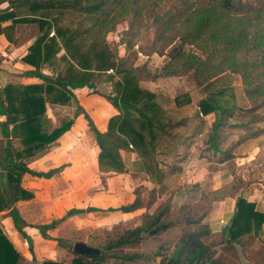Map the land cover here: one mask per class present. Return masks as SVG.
Segmentation results:
<instances>
[{
  "label": "trees",
  "instance_id": "trees-1",
  "mask_svg": "<svg viewBox=\"0 0 264 264\" xmlns=\"http://www.w3.org/2000/svg\"><path fill=\"white\" fill-rule=\"evenodd\" d=\"M7 1L11 11L0 15V23L9 17H20L18 22H35L38 25L40 35L28 48L24 62L32 64L36 71L44 64L51 66L60 62L63 65L61 70L56 71L54 78L39 75L38 78L43 81V85L24 86L20 90L6 86L0 92V107L2 108L0 114L5 118V121L0 122V127L6 130L9 124H13L12 135L20 139L23 147L22 152L14 154L8 146L4 158H0V212L9 210L15 229L27 240L29 250L32 251L31 239L22 230L26 223L14 208V203L18 200L32 198V194L21 187V176L29 174L37 178L48 179L58 173L62 167L46 172H35L25 165L23 159L31 158L48 149L72 125V120H64L57 128L49 132L44 131L40 119L46 113L47 102L66 104L70 100L75 101L73 89L91 87L97 75L109 70L115 72L119 80H113L112 76L107 78V81H113V91L105 98L119 113L109 119L107 130L100 133L92 120L83 112L99 147L98 168L101 172H123L124 164L120 151L127 150L131 144L141 159L149 178L153 182L160 181L161 176L155 157L152 133L155 128L163 129L170 121V117L154 101L155 95L139 89L134 70L124 65V60L117 54V46L107 42L105 35L115 29L117 17L135 16L144 8L156 9L162 4L166 6L171 0ZM259 2V6L256 7L243 0H205L193 13L195 23L189 32L180 37L178 43L172 42L167 45L170 48L167 52L159 53L166 58V62L160 69L164 76H182L191 72L197 88L205 94L198 106L204 115L209 113L215 115L209 144L214 152L220 155L219 162L234 157L230 151L235 144L234 130L244 131L236 140V144L254 139L264 132V123L261 125L264 120L259 119L256 113L264 102V26L250 35H247L244 28L238 31L227 30L225 34L224 43L227 50L234 51L248 45L251 53L249 67L262 70L258 78L249 80L245 79L246 76L235 66L229 68L232 74L236 72L244 77L243 96L241 97L244 101H248L249 106L234 104L233 86L230 83L231 74L227 76L229 81L225 82L224 71L208 69L206 62L195 54H191L185 46L193 45L199 36L210 26L217 24L221 17L224 19L240 15H261L264 19V0H259ZM13 23L17 21L13 20ZM52 30L54 36L49 37ZM1 31L0 26V33ZM61 49L64 54L57 60L56 55ZM96 91L100 93L97 88ZM184 100H187L186 96H178L174 99V103L179 106ZM14 103H18V107L14 108L12 106ZM247 115L249 117L244 120ZM3 172L6 174L4 178L2 177ZM232 183L230 186L226 184L214 190L209 195L211 196L210 201L232 197L235 193ZM136 207L137 203L134 202L121 206L118 210L126 212ZM93 210L96 208L84 210L72 208L57 220L36 227L43 238L51 239L45 234V230L54 228L70 215ZM168 211L169 208L165 204L159 206L152 214H144L139 225L98 247L97 255L90 256L74 252L75 242H72L67 247L74 254L69 264H124L137 259L138 254L124 252V249L139 245L143 233L155 235L168 230L173 224L178 226V220L174 222L167 220ZM205 215L201 214L195 220V224L199 225L196 231H187L178 238L176 247L179 244L184 245L179 257L173 261L170 256L167 258L161 256L160 264H227L216 257L215 248H211L202 240L203 237L210 235L208 227L202 222ZM231 220L232 225L228 228V236L225 237V230H222L221 238L222 243L227 244L234 252L236 251L233 244L241 246V238L264 233V213L258 211L254 203L241 196L236 197ZM184 222L186 228L192 227V224H187L186 220ZM56 241L61 242L62 239L57 238ZM22 262V256L0 226V264H21ZM42 264L65 263L45 260Z\"/></svg>",
  "mask_w": 264,
  "mask_h": 264
},
{
  "label": "crops",
  "instance_id": "crops-1",
  "mask_svg": "<svg viewBox=\"0 0 264 264\" xmlns=\"http://www.w3.org/2000/svg\"><path fill=\"white\" fill-rule=\"evenodd\" d=\"M6 11H11L8 8V1L0 0V15ZM19 18L9 17L0 23L2 29L0 33V92L6 86L20 90L24 86L43 85V81L38 78L39 75L50 78L56 76L54 65L44 64L36 71L32 64L24 62L23 59L28 54V48L40 33L35 22H18ZM13 20L17 23H13ZM63 53L61 49L56 56L59 58ZM118 53L119 57L123 56L120 52ZM138 55L141 58L142 54L138 53ZM164 58V55H160L162 64L158 68L157 74L151 79L138 80L137 82L139 89L155 95L154 101L170 117V121L163 129L155 128L152 133L155 157L161 176L160 181L153 182L149 178L133 147L120 151L124 164L123 172H101L99 170L97 162L99 147L95 134L89 128L83 112L92 120L100 133L107 130L109 119L119 113L101 93L96 91V88L98 89V86L102 84L101 81L95 82L96 79H94L91 87L84 86L73 89L75 101L70 100L66 104L46 103V113L40 119L44 131L49 132L57 128L64 120H72V125L48 149L31 158L23 159L25 165L35 172H46L62 167L58 173L48 179L37 178L29 174L21 176V187L31 193L32 198L18 200L14 203V208L26 223L22 230L31 239L32 251L29 250L27 240L15 229L9 210L0 212V226L22 256L21 264H42L45 260L69 264L74 258V254L67 247L64 249L58 246L56 241L58 237L69 239L74 234L80 232L88 234L99 227H109L135 219L142 221L144 214H152L158 208L163 195L159 199L157 197L159 194L156 193L154 200L159 203L154 201L153 204H139L135 209L126 212L118 210L121 206L134 203L137 192L142 195V191H151L156 187L166 188V190L175 191L173 199H178L181 197L180 191L183 187L196 188L199 192L198 196H205L231 183L235 175L242 179L247 178V174L251 177L260 175L261 180L264 181V161L263 163L259 162L258 165L261 168L258 171L256 165L254 166V162L260 155L264 157V141H262L264 132L256 137L260 142L252 147H247L252 144L251 140L253 139L236 144V140L244 131L242 129L234 130L235 144L230 150L234 157L219 162L220 155L214 152L209 144L215 115L213 113L204 115L197 103L205 97V94L200 92L194 82H191L190 87H187L183 76H164L160 71L164 64ZM114 77L115 80H119L117 75H113ZM178 96H186L187 99L181 101L179 106L174 103V99ZM12 106L18 107V103H14ZM3 121L5 118L0 114V122ZM263 123L264 121L261 122V125ZM12 128L13 124H9L6 130H2L0 127V158H4L8 146L14 154L22 152L23 147L20 139L12 135ZM225 133L227 132L225 131ZM108 179H111L112 182H107V184L103 182ZM167 181L173 185H167ZM252 184L248 188L251 190L249 193L237 196L254 203L258 211L264 212L262 208L264 206V191L256 189L257 183L253 182ZM236 197H225L212 203V209L208 211L202 221L208 227L210 235L221 233L227 226L220 224L219 220H224L226 224L229 223L235 209ZM230 205L233 210H229ZM72 208L83 210L96 208V210L70 215L54 228L45 230V234L51 239L41 236L37 225L49 224ZM249 236L252 235L241 238L240 247L244 255H246L244 242ZM156 239H160L162 242L172 240L167 232L155 239H143L140 242L139 252H136L139 257L135 261L138 260V264H142L141 261L147 254L144 250L150 249L152 242ZM86 244L89 245V243ZM142 246H144L143 249ZM176 248H171L169 256ZM218 256L219 252L216 253V257ZM155 257L157 263L160 264V256L156 254Z\"/></svg>",
  "mask_w": 264,
  "mask_h": 264
},
{
  "label": "rangeland",
  "instance_id": "rangeland-1",
  "mask_svg": "<svg viewBox=\"0 0 264 264\" xmlns=\"http://www.w3.org/2000/svg\"><path fill=\"white\" fill-rule=\"evenodd\" d=\"M204 1L205 0H171L166 6L162 4L156 9L144 8L138 14H135V16L131 15L124 18H120L119 16L115 21V29L105 35V40L117 46V54H119L118 52L123 54V56L119 58L124 60V65L127 68L134 70V74L138 80L151 79L152 76L159 72L158 68L162 64L160 63L159 53L167 52L170 49L167 45L171 44L172 42L178 43L180 37L189 32L190 28L195 23L193 13L197 11L200 4H202ZM243 1L256 7H258L260 3L259 0ZM142 4H144V2ZM218 20L219 22L210 26L209 29L204 31L193 45H186L185 47L191 54H195L198 58L205 61L208 69L218 72L224 71L226 74L224 75L226 76L225 82L229 81L227 76L231 74L230 83L233 86L234 104H237L238 106H249L250 104L248 101H244V98L241 97L243 96L242 84L244 77L241 74H237L236 72L232 74L229 68L235 66L239 72H242L246 76L245 79L248 78L249 80L258 78L261 75L262 70H254L249 67L251 62V53L249 52L248 45L234 51L227 50L224 43L225 34L227 33V30L235 29L238 31L239 29L241 30L244 28L246 29L247 35H250L257 30H260L264 26L263 16L240 15L235 17H226L224 19L221 17ZM51 32H53V30ZM138 53L142 54L141 58L139 57ZM56 58L58 60L57 56ZM164 62H166V58H164L163 63ZM61 65L62 64L60 63L59 65L55 64L54 72L61 70L63 68ZM113 75H115V72L109 73L107 71L97 75L94 78L96 79L95 82L101 81L102 83L108 82L110 84V95L113 91V81H107V78L109 76L113 77ZM182 76L184 77L187 87H190L192 84L191 82L195 83L191 72ZM115 77L113 80H115ZM223 81L224 80L222 79V82ZM258 102L261 101L258 100ZM197 103H199V101ZM256 113L259 116V119L264 120V102L256 110ZM248 117L249 116L247 115L244 120H246ZM262 141H264V137ZM258 142H260V140H258V138H254L251 140L252 144L247 147H252ZM263 158L264 157L260 155L256 162H254V166L256 165L257 171L261 168V166L258 164L259 162L263 163ZM103 182L107 184V182L111 183L112 180L108 179ZM232 182L233 189L235 190V193L232 197H236L238 194L246 195L249 193L251 190H248V188L251 187L250 185L253 182L258 184L256 189L261 192L264 191V181L261 180L260 175H254L251 177L247 174V178L245 179L235 175ZM170 184L173 185L171 182L167 181V185ZM230 184L231 183H228V186H230ZM137 193L138 194L135 201L137 205L153 204L156 193L159 194V196H157L159 199L163 195L159 206L166 204V206L169 208L167 220L170 222H174L175 220L179 221L178 226L173 224L170 226V228H168V230L164 232L155 235L143 233L142 240L149 238L155 239V237L166 232L169 233V237H171L172 240H165L163 242L160 239L154 240L152 242L151 248L144 250V252L147 254L144 255L143 260L141 261L142 264H158L155 257L156 254L160 257H169V251L173 247L176 248L178 238L187 231H196L199 228V225L195 224V220L198 219L201 214H207L208 211L212 209L213 202L210 201L211 196H209L212 192L205 196H198V190L189 186L183 187L181 189V197H178V199H173V194L176 193L175 191L166 190V188L160 189L159 187H156L151 191H142V195H139V192ZM203 197H207V199H203ZM155 202L159 203L157 200ZM231 208L232 207L230 205L229 210H233ZM262 208L264 209V206ZM185 218L192 220L190 223L192 224L191 228H186L184 224V221L186 220ZM140 223V220L135 219L134 221H129L127 223H119L109 227H99L92 230L88 234H82L81 232L74 234L69 239L65 237H58L59 239L61 238L62 241L57 243L58 246L63 247L64 249L72 242H82L84 244L89 243L88 246L98 248L107 242L118 238L121 234H123V232L134 228ZM176 230L178 234L175 233ZM202 240L211 248H215L216 253L219 252L218 257L227 262V264H241L238 260L236 252H234L227 244L222 243L221 233L208 235L203 237ZM263 242L264 233H259L257 236L252 235L247 237L244 242L245 244L243 243L246 253L244 258L252 262V264H264ZM144 246L141 248L143 249ZM163 247H167V253L165 254L161 253V249ZM139 249L140 244L133 248L124 249V252L136 253L139 252ZM138 262V260L137 262L132 260L125 262L124 264H138Z\"/></svg>",
  "mask_w": 264,
  "mask_h": 264
},
{
  "label": "water",
  "instance_id": "water-1",
  "mask_svg": "<svg viewBox=\"0 0 264 264\" xmlns=\"http://www.w3.org/2000/svg\"><path fill=\"white\" fill-rule=\"evenodd\" d=\"M109 86H110V84L108 82L102 83L98 86V90L103 96L108 97V96H110V93H111ZM2 176L4 177L5 173H3ZM191 222H192V220H190L189 218H186L187 224H190ZM231 225H232V220H230L229 223L227 224V226L224 228V230H225L224 236L225 237L228 236V232H229L228 228ZM183 247H184L183 244H179L177 246V248L174 250V252L170 256L171 260L175 261L179 257L180 253L182 252ZM233 247L236 251L239 262L241 264H250V262L244 258V254H243V251H242V248L240 247V245L234 243ZM73 251L76 253H79V254L90 255V256L97 255L99 253V250L97 248L88 246L82 242H75L73 245Z\"/></svg>",
  "mask_w": 264,
  "mask_h": 264
},
{
  "label": "built area",
  "instance_id": "built-area-1",
  "mask_svg": "<svg viewBox=\"0 0 264 264\" xmlns=\"http://www.w3.org/2000/svg\"><path fill=\"white\" fill-rule=\"evenodd\" d=\"M51 36H54V32H50L49 33V37H51ZM108 72L112 73V70H109ZM199 114L201 115V113H199ZM129 148L132 149V146L129 145ZM219 223L222 224L223 226L227 225L224 220H219ZM161 253H163V254L167 253V247H163L162 250H161Z\"/></svg>",
  "mask_w": 264,
  "mask_h": 264
}]
</instances>
